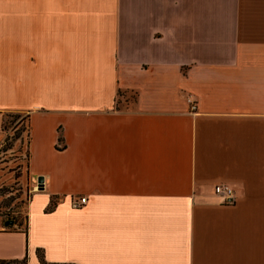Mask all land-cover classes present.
<instances>
[{
  "label": "crops",
  "instance_id": "1",
  "mask_svg": "<svg viewBox=\"0 0 264 264\" xmlns=\"http://www.w3.org/2000/svg\"><path fill=\"white\" fill-rule=\"evenodd\" d=\"M9 112L0 264H264V0H0V142Z\"/></svg>",
  "mask_w": 264,
  "mask_h": 264
},
{
  "label": "rangeland",
  "instance_id": "2",
  "mask_svg": "<svg viewBox=\"0 0 264 264\" xmlns=\"http://www.w3.org/2000/svg\"><path fill=\"white\" fill-rule=\"evenodd\" d=\"M0 142V214L23 223L30 192L24 187L23 169L26 161L28 131L22 113H7Z\"/></svg>",
  "mask_w": 264,
  "mask_h": 264
},
{
  "label": "built area",
  "instance_id": "3",
  "mask_svg": "<svg viewBox=\"0 0 264 264\" xmlns=\"http://www.w3.org/2000/svg\"><path fill=\"white\" fill-rule=\"evenodd\" d=\"M196 107L194 104L191 105V109L194 110ZM214 191L216 194L222 197V202L226 204H232L235 201V195L233 189L227 184L215 185ZM85 197H79L72 200L71 205L74 208H78L85 203Z\"/></svg>",
  "mask_w": 264,
  "mask_h": 264
},
{
  "label": "trees",
  "instance_id": "4",
  "mask_svg": "<svg viewBox=\"0 0 264 264\" xmlns=\"http://www.w3.org/2000/svg\"><path fill=\"white\" fill-rule=\"evenodd\" d=\"M131 97H133V95L131 96ZM58 141L60 142V141H62V138L59 136L58 137ZM58 149H59V147H57ZM54 204V202L52 201L51 202V205H50V208H51V206ZM11 220H13V223L17 226V227H21V225H22V221L20 222L19 220H17L16 218H10ZM25 219V215H24V218H23V220ZM9 227V226H8ZM37 256H38V258L40 259V261L43 263V264H49V263H46V262H44L43 261V259H42V254L40 253V251L38 250L37 251ZM19 264H24V261H22L21 263H19ZM51 264H74V263H51Z\"/></svg>",
  "mask_w": 264,
  "mask_h": 264
},
{
  "label": "water",
  "instance_id": "5",
  "mask_svg": "<svg viewBox=\"0 0 264 264\" xmlns=\"http://www.w3.org/2000/svg\"><path fill=\"white\" fill-rule=\"evenodd\" d=\"M37 183H39V185L43 182L44 178L43 176H37L36 177ZM6 225L8 224H13V220L9 219L5 222Z\"/></svg>",
  "mask_w": 264,
  "mask_h": 264
}]
</instances>
